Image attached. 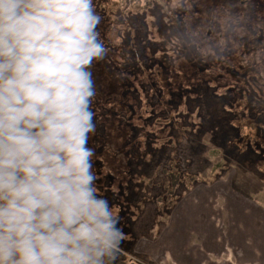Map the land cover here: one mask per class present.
I'll return each instance as SVG.
<instances>
[{"label": "rangeland", "instance_id": "rangeland-1", "mask_svg": "<svg viewBox=\"0 0 264 264\" xmlns=\"http://www.w3.org/2000/svg\"><path fill=\"white\" fill-rule=\"evenodd\" d=\"M256 1L150 0L151 7L143 10L147 0H93L101 19L113 22L97 26L105 56L89 69L95 86L90 103L95 127L87 146L93 149L91 171L101 184L93 181L96 194L104 198L110 189L125 208L121 213L119 205H109L123 240L131 241L129 250L119 246L126 256L119 264L179 263L186 253V212L201 201L204 205L208 199L203 195L224 194L222 185L245 192L264 207V163L253 167L244 158L223 157L220 140L227 122L220 99L214 97L231 96L229 108L235 113L242 97L254 90L264 108V0L259 5ZM192 46L203 56L204 65L196 66ZM132 65L137 68L129 73ZM144 82L150 98L162 92L168 107L180 101L181 91L202 88V95L207 92V99L203 96L198 104L200 118L193 114L188 124H176L177 147L168 143L171 131L164 125L166 120L140 118L131 92L135 87L140 90ZM190 98H183L178 111H185ZM133 128L139 129L136 136ZM98 158L103 168L94 167ZM170 160L181 164L184 175L197 176L203 183L191 190L181 185L174 197L168 196L169 181L161 171ZM108 170L113 177L106 187ZM171 201L177 205L168 210ZM210 206L206 215L222 228L220 212ZM182 223L179 239L183 241L177 242Z\"/></svg>", "mask_w": 264, "mask_h": 264}, {"label": "clouds", "instance_id": "clouds-1", "mask_svg": "<svg viewBox=\"0 0 264 264\" xmlns=\"http://www.w3.org/2000/svg\"><path fill=\"white\" fill-rule=\"evenodd\" d=\"M93 0H0V264H111L88 134L105 56Z\"/></svg>", "mask_w": 264, "mask_h": 264}, {"label": "trees", "instance_id": "trees-1", "mask_svg": "<svg viewBox=\"0 0 264 264\" xmlns=\"http://www.w3.org/2000/svg\"><path fill=\"white\" fill-rule=\"evenodd\" d=\"M149 1L150 0H147L146 6L141 9H149L151 7ZM256 4L259 5L260 1L257 0ZM100 22V24L102 25L103 23L111 24L113 20L107 18L101 19ZM191 48L192 55L196 56V66H199L201 63H203L204 65L205 61L203 56L201 54H196V46H192ZM190 62L192 63L191 60ZM136 68L137 67L135 65H132L129 73L135 71ZM142 70L145 71L144 67H142ZM146 85L147 84H145L144 82V85L140 86V90L138 87H135L133 92H131V99L137 102L136 107L138 108V112L140 113V118H144L145 121L149 122L156 121L161 123L163 119L166 120L164 122V125L169 126L171 131V135L169 137L171 142L169 141L168 143L171 147L172 145L173 147H177V144L179 143L180 133L179 131H177L176 124L179 122L183 123L184 125L188 124V122L190 121L189 119L193 117V114L198 116V114L201 112L198 104L202 100L203 96L205 97V99H207V92L206 94L202 95V88L181 91L180 95H178L180 101L172 102L171 106L168 107V105L164 103L162 92L159 94H155L156 96L150 98V94L148 93ZM115 93H111L110 95H113ZM190 95L192 96V98H190ZM184 97H186V99L190 98L192 100L188 101L185 104V111H178L179 107L182 105V100ZM214 97L220 99L224 116L223 118L225 119V122H227L225 124V130L221 132L222 140H220L221 148L224 150L223 157L226 159L228 157H234L236 161H240V159L244 158L252 166L254 165L253 167H255L256 162L263 161L264 163V115L262 114L264 113V108L262 109L260 107L262 100L258 92L255 93L254 90H251L248 91L247 95H245L244 97L241 96L243 98L242 103L239 106V110L235 113L232 111V108H229V106L233 103V99L231 96H228L227 94L222 96L214 94ZM255 103H257V106L255 105ZM156 106H159L158 110H156ZM133 111L134 110H132V112ZM172 111L173 113H176V118L171 116ZM123 117H125V114L123 115ZM198 118H200V116H198ZM132 133L136 136L137 133H139V129L135 130L133 128ZM96 160L98 161V163H94V167L103 168V160L99 158ZM174 162L176 161L170 160L166 164L167 167L163 168L161 171L162 176L166 179L165 182L169 181V189L166 190L168 196L174 197V194L181 185H184L188 188V190H191L192 188H194V185L203 183L204 180L199 179L197 176H190L189 173L184 175V170L181 164L177 165ZM262 172H264V169L262 170ZM112 177L113 175L110 173V170H108V178H106L104 182L106 187L108 185L110 186ZM94 182L101 185L99 183V178L95 179L94 177ZM149 182L152 185L153 181ZM104 199L108 201L109 205H119V197L117 198V194L115 192H111L110 189L106 190V197H104ZM178 199H176V202L178 201ZM171 202L172 203L168 205V210L174 209L177 205L175 204V201ZM119 207L121 208V213L124 212L125 208L123 209V206L121 207V205H119ZM126 215L127 214L124 213V217ZM127 224H130L129 219L126 222V225ZM119 225L117 226L120 227ZM130 245L131 241L127 243L126 240H123L122 238L119 246H122L124 247V249L129 250L131 248L129 247ZM125 257L126 256H124L120 251H117L116 255L111 261V264H119V262L125 259Z\"/></svg>", "mask_w": 264, "mask_h": 264}, {"label": "crops", "instance_id": "crops-1", "mask_svg": "<svg viewBox=\"0 0 264 264\" xmlns=\"http://www.w3.org/2000/svg\"><path fill=\"white\" fill-rule=\"evenodd\" d=\"M220 190L224 194L203 195L208 199L204 205L201 201L198 207L191 206L186 212V253L176 264H228L230 261L234 263L229 264H264V207L245 192L225 185ZM210 203L220 212L222 228L215 225L213 217L206 215L207 209H211ZM183 230L182 223L177 242Z\"/></svg>", "mask_w": 264, "mask_h": 264}]
</instances>
